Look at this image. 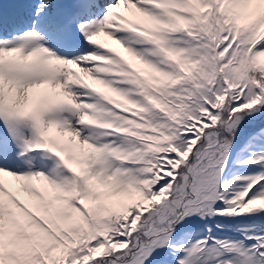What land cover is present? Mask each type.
<instances>
[{"label": "snow or ice", "instance_id": "snow-or-ice-1", "mask_svg": "<svg viewBox=\"0 0 264 264\" xmlns=\"http://www.w3.org/2000/svg\"><path fill=\"white\" fill-rule=\"evenodd\" d=\"M0 264H264V0L0 2Z\"/></svg>", "mask_w": 264, "mask_h": 264}]
</instances>
